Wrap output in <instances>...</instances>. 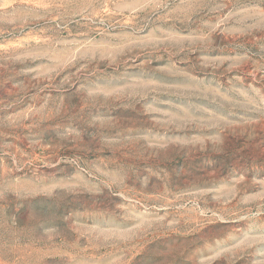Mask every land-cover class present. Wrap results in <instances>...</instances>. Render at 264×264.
Listing matches in <instances>:
<instances>
[{"label":"rangeland","instance_id":"rangeland-1","mask_svg":"<svg viewBox=\"0 0 264 264\" xmlns=\"http://www.w3.org/2000/svg\"><path fill=\"white\" fill-rule=\"evenodd\" d=\"M0 264H264V0H0Z\"/></svg>","mask_w":264,"mask_h":264}]
</instances>
